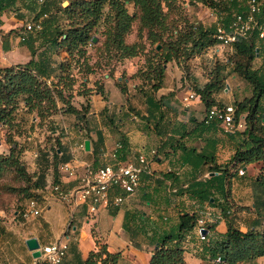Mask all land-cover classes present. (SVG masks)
Returning a JSON list of instances; mask_svg holds the SVG:
<instances>
[{
  "label": "crops",
  "instance_id": "1",
  "mask_svg": "<svg viewBox=\"0 0 264 264\" xmlns=\"http://www.w3.org/2000/svg\"><path fill=\"white\" fill-rule=\"evenodd\" d=\"M37 2L0 0V66L38 60L40 52H33L38 39L33 37L34 32L23 28L26 20L42 13ZM171 65L169 60L166 71ZM181 73L177 66L175 75L181 76ZM51 75L46 79H51ZM93 78L95 75L90 73L84 77L82 88H73L72 103L76 107L89 105L83 125L75 126L62 120L60 128H55L62 140L54 149L45 146L37 152L29 149V145L24 149L30 156L26 170L35 183L33 189L41 202L47 204L40 214L29 218L14 212L1 235L0 264H47L42 256L32 254L26 238L35 237L42 246L63 235L67 238L65 259L69 264H83L91 251L101 247L119 253L118 264H145L156 246V238L173 230L184 212L194 213L195 218L208 217L207 241L198 240L195 223L182 232L179 240L188 264H207L211 261L209 244L220 238L230 225L242 231L263 225L264 216L258 214L253 203V180L257 179L264 163L245 164L244 177L237 172V177L229 174L235 172L231 166L232 155L241 135L238 131L225 132L215 120H204L206 106L199 94L186 98L192 90L186 78L182 86L181 80L170 82L165 75L162 84L150 90H124L118 83L119 76L116 81L109 77L95 87ZM206 81V77H200L196 83ZM58 112L62 119L65 114L69 120L75 117L72 113ZM31 137L29 132L28 138ZM87 138L89 148L80 147ZM118 142L122 146L116 150V159L120 160H135L139 152L148 153L152 147L157 149L150 171L141 172L139 187L120 204L112 201L113 196L121 192L118 187L111 188L108 203L99 204L94 211L90 210L91 198L73 206L59 199L44 200L49 182L57 181L66 187L77 183L76 177L58 171L60 162L71 161L79 174L86 165L96 167L104 161H113L111 151ZM218 173H221L219 180L225 193L216 187L217 177L209 178ZM198 181H206L205 188L213 194L210 202L193 193V189H202L193 187ZM240 181L246 184L243 190L236 188ZM232 199L248 208L241 207L242 212L229 208L226 214L222 206L226 207ZM259 258L264 260V255L245 263L252 264Z\"/></svg>",
  "mask_w": 264,
  "mask_h": 264
},
{
  "label": "rangeland",
  "instance_id": "2",
  "mask_svg": "<svg viewBox=\"0 0 264 264\" xmlns=\"http://www.w3.org/2000/svg\"><path fill=\"white\" fill-rule=\"evenodd\" d=\"M84 1L87 0H38L37 2L41 6L40 12L45 10L47 16L43 20V28L35 35L33 34L34 36L32 35L38 39L37 46L33 49L40 52L39 57L41 55L48 57L53 68L52 73H54L51 78L55 82L60 73L63 72V75H66L69 72L64 78L65 83L68 84L72 80L73 88L74 86L82 88L84 77L92 73L95 75V78L92 79L95 87L101 86L100 83L109 77L116 81V76H119L121 78L118 83L124 90L128 88L150 90L151 88L154 89V85L161 84L166 75L170 82L174 79L181 80L182 86L185 85L184 79L186 78L196 88L197 85L200 87L204 85V82L196 83L198 78L206 77L208 80L213 74L220 71V75L222 74L226 78L223 88L216 91L215 94L219 101L224 104L242 102L248 105L250 99H253L254 84L235 71L233 61L227 63V59L230 57V60H233L234 56L227 49H220L219 51L208 49L212 45V36L209 31L206 33V43L202 47L193 46L192 42L187 44L183 42L188 25L196 24L197 27L199 26V28H194L197 36L200 31H203L204 26L213 28L214 18L210 15L206 5L188 2L187 0H168V5L163 2L164 22L158 25H145L139 7L125 0L127 11L132 18L129 26L121 33L120 42H118L114 40V29L118 25L114 7L106 3L101 15L97 18L89 14V5H86ZM44 3L47 7L43 9ZM36 16L38 13L34 14V17ZM68 29L82 31L87 38L86 42L84 44L81 41L75 44L68 42L65 45H58L54 42V37L60 41L62 39L60 33ZM151 31H155L161 40L159 38L153 39ZM163 42L168 45V51L173 52L175 49L179 54L178 59L177 57L170 59L172 65L168 71H166L168 61L163 55L167 50ZM176 43L177 47L172 46ZM129 52L134 54L128 56L127 53ZM259 61L257 59L251 63V66H259ZM157 65L163 67L161 77L157 76L156 70L153 69ZM177 66L182 72L181 76L175 75ZM61 67L63 70L60 69ZM257 71L262 73L264 68L261 67ZM86 88L85 83L84 89ZM70 92L71 89L66 90L64 92L65 97L70 95ZM73 96L72 90L70 100ZM260 101L264 105V95L261 96ZM11 107L12 104L5 106L0 102V109H3L0 110V154L8 156L11 152V143L7 140V134H10L17 142L12 149L17 164L3 163L0 170V239L3 238L1 235L5 229L7 230L14 212L24 204L28 197L38 195L33 189L32 179L26 180L24 178V175H27L26 166L29 165L28 161H30V156L24 149L28 145L29 149L37 152L45 146L54 149L62 140L61 133L59 134L55 129L60 128L62 120L75 126H82L84 123L83 120L81 122L82 117L80 116V118L75 116L74 119L69 120L65 114V118L62 119L60 115H57L59 112L55 113L54 110L52 114L41 121L36 110L29 111L19 97L17 104L9 112ZM4 115L10 119V122H4L2 118ZM29 132L32 134L31 138H28ZM30 145L33 146L30 147ZM263 173L264 170L258 171L261 176ZM229 174L238 176L236 172ZM241 176L244 177V175ZM240 182V184H236L237 190H243V187L246 186L242 181ZM112 193L111 190L110 195ZM239 193L243 195L241 191ZM126 196L124 194V198ZM227 203L226 208L235 212H242L241 207H247L244 204L236 203L233 199ZM252 264H264V260L259 258Z\"/></svg>",
  "mask_w": 264,
  "mask_h": 264
},
{
  "label": "trees",
  "instance_id": "3",
  "mask_svg": "<svg viewBox=\"0 0 264 264\" xmlns=\"http://www.w3.org/2000/svg\"><path fill=\"white\" fill-rule=\"evenodd\" d=\"M132 2L134 6L139 7L141 11V18L145 25L150 24H162L163 21V2L166 5L169 4L168 0H127ZM188 2L199 3L202 5L210 6L215 9H220L226 12L228 16L232 9H241L243 0H187ZM86 5H89V14L99 17L102 13L103 6L109 3L114 7L116 11V17L118 18L115 27V39L120 42L121 33L129 26L132 16L128 13L125 0H87L84 1ZM168 3V4H167ZM43 9L47 7L46 3L43 5ZM45 11V10H44ZM194 26V27H193ZM188 25L185 32L183 42L185 44L192 42L193 46L202 47L206 43V33L209 31L212 36L213 28L205 27L203 31H200L197 36L194 28H199L195 25ZM73 33V36L71 34ZM62 39L58 41L57 37H54V42L58 45H65L66 43H76L81 41L83 44L87 38L82 31L77 30H65L60 33ZM153 39L160 38V36L151 31ZM211 43H215L216 40L212 37ZM164 43V42H163ZM166 50L164 52L165 60L169 61L172 57L179 58L178 52L168 51V45L164 43ZM256 34H252L248 38H239L234 45V51L231 55L234 59H227V63L233 61L235 63V71L254 84L253 99H250L248 105L239 102H234L235 116L238 117L241 113H245L244 119L246 126L243 130L238 131L241 135L240 140L237 142L232 155V167L237 172L238 167L245 166V164L262 161L264 163V105L262 104L261 96L264 95V72L258 73L257 69L264 68V51L259 56L256 53L257 46ZM172 46H178L177 43ZM173 48V47H172ZM32 50V49H31ZM34 52V49H33ZM128 56L133 55V52L127 53ZM260 58L259 66L253 67L251 63ZM62 69V67L60 68ZM157 72V76L161 77L163 72L162 65H157L153 68ZM63 70V69H62ZM61 70V71H62ZM53 68L49 62L48 57L41 55L38 60L30 59L25 63H16L9 66H0V102L5 106L12 104V108L17 104V98L22 100L25 107L29 111L36 110L37 115L42 121L46 116L55 113L59 110L65 113H72L76 117L80 116L81 121L85 122L84 113L88 111V104L76 107L70 100L72 93V80L66 84L63 72L58 75V79L55 82L51 78V84L47 83L46 77L51 75ZM54 74V73H53ZM225 76L220 75V71L213 74L202 87H194L197 94H199L206 108L213 104H224L215 96L216 91L223 88ZM62 82V85H61ZM162 84V83H161ZM161 84L154 85V89ZM71 89L70 95L65 97L64 92ZM216 101H218L216 103ZM61 102V103H60ZM3 110V109H0ZM79 117V118H80ZM4 122H10V119L5 115L2 117ZM80 120V119H78ZM206 120V116L204 117ZM207 121V120H206ZM55 128V127H53ZM60 134V132H59ZM7 140L10 141L11 152L8 156H2L0 154V170L2 164H17V159L13 157L12 149L13 145L17 142L12 138L10 134H7ZM21 166V164H20ZM23 167V166H22ZM261 170H264V166ZM234 172V173H235ZM221 173L210 176L217 177V185L219 191L224 192L223 183L219 178ZM26 180H31L30 174L24 175ZM32 182V180H31ZM35 186V183H32ZM206 181L196 182L193 187L202 189H193V193H196L201 200L206 199L210 202V198L213 196L210 189L205 188ZM254 186V207L258 214L264 216V173L263 175H257V179L253 180ZM214 202V200L212 201ZM225 206H222V210L228 211ZM18 210V209H17ZM196 221L194 213L184 212L179 216V221L173 230L160 234L156 240L155 248L148 262L145 264H188L185 260L184 249L180 245L179 240L182 236V232L191 229ZM209 251L211 253V261L207 264H244L246 261L254 260L256 257L264 255V223L260 228L254 227L247 231H242L237 227L230 225L227 231L209 244ZM220 256V260H216L217 256ZM224 257V259H222ZM119 253L109 252L104 247H101L95 251H91L88 258L83 264H118ZM247 264V263H245Z\"/></svg>",
  "mask_w": 264,
  "mask_h": 264
},
{
  "label": "built area",
  "instance_id": "4",
  "mask_svg": "<svg viewBox=\"0 0 264 264\" xmlns=\"http://www.w3.org/2000/svg\"><path fill=\"white\" fill-rule=\"evenodd\" d=\"M210 15L213 16L212 37L216 40L208 49L219 51L227 49L230 53L234 51L235 42L239 38H248L256 34L257 46L256 53L261 56L264 51V0H243L241 9H232L226 16V12L206 6ZM47 12L43 11L38 17H32L23 23V28L27 32L37 33L43 28V20ZM257 59L260 60L258 57ZM264 63V59H263ZM51 84V79L46 80ZM198 96L195 90H191L187 99ZM245 113L235 116L234 104H213L206 108L205 116L207 121L215 120L225 132L235 133L243 130L246 126ZM85 147L84 142L79 144ZM122 144L118 142L111 155L113 161H104L96 167L86 165L81 173L78 174L76 166L71 161L60 162L58 171L66 176H74L77 183L66 187L60 182L51 181L47 184L48 195L44 200L59 199L69 205H77L87 198H91L90 210L97 209L99 204H106L109 201V190L118 187L121 192L112 198L113 203L120 204L124 200V194L134 193L141 183L140 174L142 171H150V162L156 157L157 149L152 147L148 153L139 152L135 160L116 159V150ZM245 168L240 166L237 169L239 175L244 174ZM47 203L40 200V196L28 197L24 204L16 210L23 218L36 216L46 207ZM208 217L200 215L195 221V231L199 241H207L209 227L207 226ZM68 243L66 236L58 237L55 240L40 246V251L47 264H69L66 259ZM218 255L216 260H220Z\"/></svg>",
  "mask_w": 264,
  "mask_h": 264
},
{
  "label": "water",
  "instance_id": "5",
  "mask_svg": "<svg viewBox=\"0 0 264 264\" xmlns=\"http://www.w3.org/2000/svg\"><path fill=\"white\" fill-rule=\"evenodd\" d=\"M84 146L86 149L89 148V139L88 138L84 140ZM25 242H26L28 249L32 251V254L34 256H36V257L40 256V254H41L40 245H39V243L35 237H28V238H26ZM222 259H224V257H222Z\"/></svg>",
  "mask_w": 264,
  "mask_h": 264
}]
</instances>
